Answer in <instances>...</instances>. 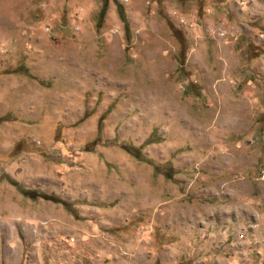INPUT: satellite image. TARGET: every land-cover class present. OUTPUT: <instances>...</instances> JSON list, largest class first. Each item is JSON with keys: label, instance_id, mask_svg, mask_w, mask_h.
<instances>
[{"label": "rangeland", "instance_id": "374dc122", "mask_svg": "<svg viewBox=\"0 0 264 264\" xmlns=\"http://www.w3.org/2000/svg\"><path fill=\"white\" fill-rule=\"evenodd\" d=\"M5 114L0 264H264V0H0Z\"/></svg>", "mask_w": 264, "mask_h": 264}, {"label": "trees", "instance_id": "16d2710c", "mask_svg": "<svg viewBox=\"0 0 264 264\" xmlns=\"http://www.w3.org/2000/svg\"><path fill=\"white\" fill-rule=\"evenodd\" d=\"M105 9H106V4L104 3L102 5L101 10H100V14L98 15L99 21L101 20L103 14L105 13ZM116 12H117L118 20L121 23L122 30L124 32L125 38H127V41H128L130 39L129 38V31H128V23H127V20H126V17H125L126 13L124 11L123 6L118 4L116 6ZM99 21H98V24H99ZM18 70L22 71L23 73H26V69L24 67H22V66H18V68L15 71H18ZM10 118L11 117L9 115L5 114L3 117H0V123L8 122V121L11 120ZM144 143L145 144H149V141L144 140ZM138 148L139 147H129V146H123L122 147V149L126 153H128L129 155L134 156L136 158L140 157V152H139ZM21 192H23L26 195H30V196L32 194L30 191H28V190H26L24 188H21ZM41 197H43V195H41ZM43 198H45V197H43ZM62 205H66V203L63 202Z\"/></svg>", "mask_w": 264, "mask_h": 264}]
</instances>
